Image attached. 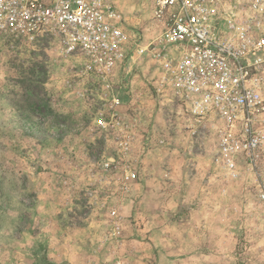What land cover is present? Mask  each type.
<instances>
[{
  "label": "rangeland",
  "instance_id": "1",
  "mask_svg": "<svg viewBox=\"0 0 264 264\" xmlns=\"http://www.w3.org/2000/svg\"><path fill=\"white\" fill-rule=\"evenodd\" d=\"M116 2L155 38L152 0ZM155 75L135 58L107 89L55 43L0 37V264H264V168L229 180Z\"/></svg>",
  "mask_w": 264,
  "mask_h": 264
},
{
  "label": "built area",
  "instance_id": "2",
  "mask_svg": "<svg viewBox=\"0 0 264 264\" xmlns=\"http://www.w3.org/2000/svg\"><path fill=\"white\" fill-rule=\"evenodd\" d=\"M152 1L157 34L149 42L127 33L116 0H0V37L55 43L107 89L119 66L135 58L152 62L157 95L186 110L199 125L194 134L215 138L214 165L232 181L242 170L259 176L264 168V0ZM120 104L115 97L111 108ZM111 119L118 122L120 116ZM98 124L107 125L104 119ZM257 186L264 208V182Z\"/></svg>",
  "mask_w": 264,
  "mask_h": 264
}]
</instances>
